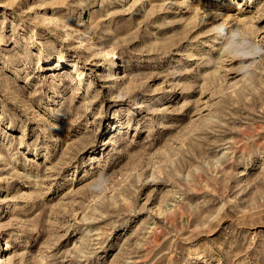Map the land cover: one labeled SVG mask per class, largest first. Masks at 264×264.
<instances>
[{
    "label": "rangeland",
    "instance_id": "374dc122",
    "mask_svg": "<svg viewBox=\"0 0 264 264\" xmlns=\"http://www.w3.org/2000/svg\"><path fill=\"white\" fill-rule=\"evenodd\" d=\"M0 264H264V0H0Z\"/></svg>",
    "mask_w": 264,
    "mask_h": 264
},
{
    "label": "bare ground",
    "instance_id": "6f19581e",
    "mask_svg": "<svg viewBox=\"0 0 264 264\" xmlns=\"http://www.w3.org/2000/svg\"><path fill=\"white\" fill-rule=\"evenodd\" d=\"M108 55H110L109 57H113L114 56V53L113 52H107ZM114 63H117L116 60H114ZM114 67V66H113Z\"/></svg>",
    "mask_w": 264,
    "mask_h": 264
}]
</instances>
